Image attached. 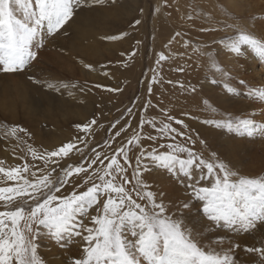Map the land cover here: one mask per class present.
Masks as SVG:
<instances>
[{"label":"snow or ice","instance_id":"6c2138e0","mask_svg":"<svg viewBox=\"0 0 264 264\" xmlns=\"http://www.w3.org/2000/svg\"><path fill=\"white\" fill-rule=\"evenodd\" d=\"M102 3L103 0H0V72L26 71L44 47L45 33L49 37L55 35L77 10ZM187 18L191 20L192 16ZM207 19L212 23L211 16ZM139 23L137 20L136 24ZM261 24L264 28V22ZM227 27L234 35L217 43L223 45L230 55L239 59L244 54L242 48L246 47L264 61V39L239 23ZM217 30L214 26L200 28L201 32ZM175 36H181V33L177 32ZM121 38L106 37L113 41ZM190 46L185 40L184 47ZM193 51L206 55L211 67L227 76L211 53L195 47ZM168 58L160 53L156 62L160 64ZM84 67L94 70L88 64ZM179 70L183 71L182 68ZM28 78L56 91L77 87L76 84ZM156 82L154 75L148 85L149 95ZM239 83L248 87L243 80ZM188 90L196 91L195 87ZM226 90L239 94L227 85ZM106 91L120 89L107 88ZM246 94L264 103V87L248 88ZM204 104L213 116L219 115L207 100ZM149 107H154L151 100L144 105L145 111ZM162 111L163 119L142 113L135 128L131 121H126L118 129L120 121L113 123L111 127L116 131L112 140L122 134L125 136L114 148L109 141H104L103 147L111 149L110 155L92 148L93 155L85 156L84 149L78 144L87 145L88 141L81 136L51 151H41L28 144L26 155H30L33 163L25 157H18L25 162L6 168L5 161L0 160V208H3L0 210V264H44L38 255L41 233L61 248L67 247L74 237L82 238L85 242L83 254L79 258L70 257L69 264H236L234 253L240 245L231 239L226 241L223 236L205 242L201 233L185 224L182 210L190 209L191 201H198V212L209 222L208 227L224 228L235 235L249 233L258 223H264V176H241L219 160L216 153H210L212 159H205L187 144L176 142L180 137L194 143L192 137L185 134L188 125L166 110ZM127 114L133 115L132 108L127 109ZM254 115H226L219 120L206 119L201 123L237 137H264V123H257L252 118ZM95 124L97 120L93 119L76 127L81 132L90 133ZM146 125L156 135L146 133ZM19 133L29 135L24 128L14 125L7 128L4 138L11 137L20 144L22 137ZM164 139L173 142L159 143ZM145 140L158 144V147L149 150L145 147ZM200 144L206 147L202 139ZM74 150L83 158L82 162L61 167L60 162L70 159ZM35 161L42 162V166ZM153 168L176 178L187 189L190 201L181 202L175 211H170V204L164 202V193L152 191L153 186L144 179V174ZM77 180L82 183H76ZM69 188L71 191H67ZM81 188L85 190L80 191ZM62 189L66 194L57 195ZM93 209L97 215H90ZM89 216L91 226L84 223V218ZM225 243L229 245L227 248ZM244 251L256 255L255 264H264V243L245 246Z\"/></svg>","mask_w":264,"mask_h":264},{"label":"rangeland","instance_id":"374dc122","mask_svg":"<svg viewBox=\"0 0 264 264\" xmlns=\"http://www.w3.org/2000/svg\"><path fill=\"white\" fill-rule=\"evenodd\" d=\"M173 3L178 4L174 0H166V2L165 0L161 2L158 0H103L102 4L81 8L58 33L51 37L46 36L45 33L44 47L39 50L37 60L33 61L26 71L0 72V98L4 93L7 99L14 102L13 106H8L9 104L2 106L0 103V160L5 161L4 166L8 168L22 165L25 160L18 157H25L29 163H33L30 155H26L28 144L41 151H51L68 143L69 139L73 140L74 137L81 136L88 141L86 147L83 143L78 144L79 148L84 149L85 156L93 155L90 151L92 148L110 155L111 149L103 147L104 141H109L114 148L125 136L122 134L115 141L112 140L116 131L111 127L113 123L120 121L117 125L118 129L126 121H131L132 127L135 128L139 124L142 113L145 116L163 119L162 110H166L188 125L187 130L184 131L186 135L192 137L194 143H188L180 137H177L176 142L187 144L193 151L201 153L205 159H212L210 153H216L219 160L225 162L241 176L251 178L264 176V153L257 144L251 143V138L237 137L226 130L201 123L206 119L219 120L226 115L246 117L253 113L246 105L249 103V97L246 94L248 87L239 83L242 76L232 69V62H229L237 58L230 55L217 41L234 35L233 31L227 27L233 23L241 24L250 33L262 39L264 37L260 31L264 28L260 23L264 19L251 12L245 13L246 18H234L235 13H229V15L226 13L227 17L223 25L220 22L215 27L218 29L214 31L216 36L205 43L190 42V47L211 53L222 72L227 74L224 76L211 67L206 55H200L192 51L190 47H184L185 37L175 36L177 30L174 28L178 15ZM189 9L188 7L187 10ZM201 14L202 12L199 15L195 13L197 17L195 22L202 23L199 19L202 18L203 22L209 23L207 17ZM137 20L140 21L139 24H136ZM188 21L187 18L186 22ZM111 36L122 38L115 41L106 39ZM182 48L186 50L182 52ZM160 53L169 58L157 64ZM187 61L190 63L187 64ZM85 64L91 65L94 70L85 68ZM181 68L183 71L179 70ZM154 75L157 82L153 83L152 94L149 95L148 85ZM8 76H12V79L7 78ZM29 76L36 80L57 84H76L77 87L61 88L60 91L51 90L33 83ZM182 77L184 79L180 82ZM95 85L103 87H95ZM180 85L184 87L181 88ZM226 85L234 88L239 94L229 93ZM192 87H195V92L188 90ZM107 88L120 89V91L108 92ZM149 100L154 107H149L145 111L144 105ZM205 100L218 111L219 115L213 116L207 110ZM194 102L195 106H193ZM128 108H132L133 115L127 114ZM252 118L256 119L255 116ZM93 119L97 120V124L92 125L90 133L81 132L76 127ZM14 125L24 128L30 138L29 135L19 133L22 137L20 144L11 137L4 138L7 128ZM173 126L180 128L179 125ZM145 132L156 135L155 131L147 125ZM201 139L206 142V147L200 144ZM170 142L173 141L170 139L159 141L165 144ZM144 144L149 150L153 146L158 147V144L154 145L152 141L145 140ZM164 150L161 149V151ZM70 157V159L62 160L60 166L66 167L69 163L79 164L83 159L75 150L70 153ZM34 163L42 166L40 161ZM159 171L162 170L153 168L152 171L144 174V179L153 186L152 191L164 193V202L172 207L170 211H175L181 202L190 201V197L186 194L187 189L176 178L164 171L162 173ZM202 183L208 184L207 181ZM83 190L85 189L81 188V191ZM57 195L61 194L57 193ZM199 206L198 201H191V208L182 210L185 224L194 232L201 233L205 242L220 236L225 237L226 241L231 239L240 245L234 253L236 264H255L258 259L256 255L246 253L244 248L264 243V223H258L257 227L249 233L235 235L224 228L208 227L209 222L198 212ZM100 208L102 209V202ZM90 215H97V211L91 210ZM84 223L91 226L90 216L84 218ZM38 244V255L44 264H69L70 257L82 256V249L85 246L81 237H74L67 247L61 248L45 233H41ZM228 246L225 243L224 247Z\"/></svg>","mask_w":264,"mask_h":264},{"label":"bare ground","instance_id":"6f19581e","mask_svg":"<svg viewBox=\"0 0 264 264\" xmlns=\"http://www.w3.org/2000/svg\"><path fill=\"white\" fill-rule=\"evenodd\" d=\"M163 0H158V2H161ZM178 4L174 5V8L177 9V19H176V25L175 30L176 32L181 33V37H185L184 39L188 40L189 42L194 41H200L201 43H205V41H208L210 38L216 36V31L211 32H201V27H216L220 22L223 25L224 19L227 17L226 13H232L234 14V18H243L247 17L246 12L255 13L257 17L263 18L264 16V0H174ZM166 2V0H165ZM170 2V1H169ZM159 4V3H158ZM189 5V6H188ZM163 7V6H162ZM188 7L190 8L189 11L187 10ZM170 8V7H168ZM221 8V9H220ZM173 9V8H172ZM165 10V9H164ZM168 10V9H167ZM166 10V11H167ZM221 11V12H219ZM174 12V11H172ZM202 12L203 15L206 17L211 16L212 23H207V21L203 22L202 18H199L202 23L197 24L195 21L197 18L195 13L198 15ZM164 13V12H163ZM168 17H169V13ZM201 14V15H202ZM245 16H244V15ZM252 14V15H253ZM191 15L192 19L186 22L187 16ZM197 15V16H198ZM243 15V16H242ZM175 17V16H174ZM202 17V16H200ZM170 19V18H169ZM257 19V18H256ZM261 19V20H262ZM243 20V19H242ZM246 20V19H245ZM256 22V21H255ZM260 22V21H259ZM264 22V21H262ZM156 23V22H155ZM257 23V22H256ZM171 24V23H170ZM225 24H227L225 22ZM173 25V24H172ZM256 25V24H255ZM261 27L262 24L260 23ZM168 26V25H166ZM226 26V25H224ZM259 27V26H258ZM260 27V29H261ZM169 29V28H168ZM251 29H253L251 27ZM163 30V29H161ZM168 31V30H167ZM166 31V32H167ZM158 32V31H157ZM262 36L264 37V30L260 31ZM81 33V32H80ZM230 34V33H229ZM139 35V34H138ZM187 35V36H186ZM256 35V34H255ZM259 35V33H258ZM47 36V35H46ZM49 37V36H48ZM163 37V36H162ZM166 37V36H165ZM54 38V37H53ZM170 38V37H169ZM55 39V38H54ZM179 39V38H178ZM264 39V38H262ZM52 40V39H51ZM145 41V40H144ZM182 41V40H181ZM56 42V41H55ZM58 43V42H57ZM178 43V42H177ZM184 44V43H183ZM180 45V44H179ZM182 45V44H181ZM180 45V46H181ZM216 45V44H215ZM183 46V45H182ZM204 47V46H203ZM206 47V46H205ZM190 49L193 51V48L190 47ZM182 48V52H184ZM179 51V50H177ZM243 56L240 57V59L229 61L232 62V69H235V72L239 75H241L243 81L246 82L248 85V88H261L264 87V61H261L251 50L247 49L246 47L242 48ZM193 54V53H192ZM51 55V54H50ZM199 55V54H198ZM40 58V57H39ZM193 59V57L191 56ZM198 58V57H197ZM179 59V58H178ZM84 60V59H83ZM198 60V59H197ZM181 61V60H180ZM79 62V61H78ZM186 63V61H184ZM196 62V61H195ZM190 61H187V64H189ZM228 63V62H227ZM182 65V64H181ZM36 66V65H35ZM196 66V65H195ZM197 67V66H196ZM170 68V67H169ZM11 77V78H10ZM7 78L12 79V76H8ZM183 77L180 78V82L183 81ZM185 81V80H184ZM181 90V89H179ZM165 92L164 90H162ZM182 91V90H181ZM248 91V90H246ZM248 96V95H247ZM2 98H0V103L3 105L13 106L14 102L7 99L4 95V93L1 95ZM4 97V98H3ZM249 97V96H248ZM88 99V98H87ZM196 100V99H195ZM176 101V100H175ZM174 101V102H175ZM179 101V100H177ZM198 101V100H197ZM243 101V100H242ZM251 101V102H250ZM166 104V103H165ZM181 104V103H180ZM186 104V103H185ZM188 105V104H187ZM250 108V110L255 113V121L257 123H264V103H260L258 101L253 100L249 97V103L246 104ZM195 106V102L193 104ZM184 112V111H183ZM33 119V118H32ZM112 119V118H111ZM108 120V119H106ZM177 139V138H176ZM236 139V138H235ZM73 141L72 139H69V142ZM251 143L257 144L261 150V152L264 153V137L262 136H256L254 138H251ZM220 142V140H219ZM86 147V145H85ZM110 152V151H109ZM87 154V153H86ZM111 154V153H110ZM74 158V157H73ZM73 160V159H72ZM12 161V160H11ZM21 163V162H20ZM160 172V171H159ZM162 173V171L160 172ZM155 174V173H153ZM159 174V173H156ZM164 174V173H163ZM162 174V175H163ZM160 175V174H159ZM157 176V175H156ZM168 176V175H167ZM164 177V176H163ZM168 178V177H167ZM166 179V178H165ZM169 179V178H168ZM171 181V180H170ZM173 182V181H172ZM76 183H82V181L77 180ZM171 183V182H170ZM175 185V184H174ZM168 186V185H167ZM168 188V187H167ZM169 189V188H168ZM67 191H71V189H67ZM81 191V189H80ZM60 194H66V192L62 189V193ZM171 202V201H169ZM174 205V204H173ZM172 208V207H171ZM174 208V207H173ZM201 217V216H200ZM221 232V231H219ZM218 233V232H217ZM224 233V232H223ZM226 233V232H225ZM216 234V233H215ZM221 234V233H220ZM233 234V233H232ZM217 235V234H216ZM49 241V240H48ZM51 244V242H49ZM47 244V246L49 245ZM45 244V242H44ZM52 246V245H51ZM225 246V245H224ZM45 247V245H44ZM43 247V248H44ZM45 249V248H44ZM53 250V249H52ZM50 251V249H49ZM48 251V252H49ZM55 251V249H54ZM52 251V252H54ZM57 251V250H56ZM45 252V251H44ZM51 252V251H50ZM52 255V253H51ZM62 255V254H61ZM53 257V256H52ZM59 257V256H58ZM61 257V256H60ZM57 258V257H56ZM252 258V257H251ZM62 259V258H61ZM64 260V259H63ZM56 261V260H55ZM57 262V261H56ZM63 262V261H62ZM66 264V263H65Z\"/></svg>","mask_w":264,"mask_h":264}]
</instances>
